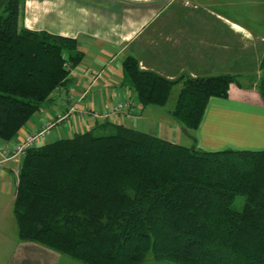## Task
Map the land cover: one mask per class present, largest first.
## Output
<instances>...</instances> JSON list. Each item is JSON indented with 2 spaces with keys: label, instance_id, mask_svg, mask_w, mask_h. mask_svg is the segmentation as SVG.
I'll list each match as a JSON object with an SVG mask.
<instances>
[{
  "label": "trees",
  "instance_id": "1",
  "mask_svg": "<svg viewBox=\"0 0 264 264\" xmlns=\"http://www.w3.org/2000/svg\"><path fill=\"white\" fill-rule=\"evenodd\" d=\"M20 18L18 0L0 12V142L56 105L85 60L77 40ZM122 66V86L143 109L166 108L180 87L170 115L193 145L105 123L28 150L14 205L19 242L80 264H264V151L209 152L196 139L209 101L244 89L240 77L170 80L135 56ZM257 90L264 102V80Z\"/></svg>",
  "mask_w": 264,
  "mask_h": 264
},
{
  "label": "crops",
  "instance_id": "2",
  "mask_svg": "<svg viewBox=\"0 0 264 264\" xmlns=\"http://www.w3.org/2000/svg\"><path fill=\"white\" fill-rule=\"evenodd\" d=\"M10 1L0 0V12ZM18 1L21 27L77 40L85 60L72 72V82L55 95L56 100L65 102L61 110L49 119L35 115L38 117L15 140L0 142L6 149L64 114L69 116L68 132H87L105 123L122 124L191 147L192 140L171 117L170 110L166 115L162 108L143 109L133 91L122 86L125 55L137 57L143 69L170 80L181 76L241 77L248 69L244 61L250 59L251 52L243 49V37L251 38L247 44H252L254 36L238 23L209 17L216 12L209 0H191L195 7L190 11L186 7L172 8L168 21L160 23L157 18L168 10L162 0ZM119 103L125 107L116 112ZM196 139L198 148L209 152H263L264 102L259 93L233 85L227 100L212 98ZM12 163L20 167L17 160L8 162ZM3 172L4 167L0 175ZM0 251L8 248L1 247ZM10 252L11 258L0 264H80L62 261L60 254L33 243L20 242Z\"/></svg>",
  "mask_w": 264,
  "mask_h": 264
},
{
  "label": "rangeland",
  "instance_id": "3",
  "mask_svg": "<svg viewBox=\"0 0 264 264\" xmlns=\"http://www.w3.org/2000/svg\"><path fill=\"white\" fill-rule=\"evenodd\" d=\"M171 1L173 2L171 3ZM203 1L207 3L208 0ZM195 2L200 3L198 1ZM208 4L210 8L216 10L214 14L210 13L209 17H212L214 19L218 16L220 17V19L238 23L252 36H254L252 44H247L250 43L248 41H250L251 38L243 37L247 41L244 42L245 46L243 45V49L245 51H250L251 53L248 54V58L250 59L244 61V64L246 63L248 65V69L243 71L244 76L240 77V83L244 86V89L254 90L258 92L257 89L262 85V81L264 80V69H262V62L264 59V0H209ZM162 5L164 7L168 6V10L162 12V16H159L157 18L159 19L158 23L169 18V15L171 14L170 10H172V8H174L175 10L178 8L186 7V10L190 11V9H193L195 7L191 0L189 2H187V0H162ZM199 14H202V12L199 11L197 15L200 16ZM205 19L207 20V16ZM172 21H174V18L172 19ZM251 55L253 58H251ZM127 56L129 55L126 54L125 57ZM245 58H247V56H245ZM249 85H252L253 88L248 89L247 87H249ZM179 89L180 87H176L174 89V98L169 102L166 108H162L161 112L163 114L167 115L169 110L175 107V101ZM56 101V105L49 109L43 110L41 113L36 115L41 114V116L45 119L51 118L53 116L52 114L59 112L65 103L64 101L62 102L58 100V98ZM35 117L38 116H34L32 119H34ZM57 118H53L52 120ZM68 119L65 120L66 122L64 121L62 122V124L56 126L51 131V133H49L44 142L45 144L53 143L62 138H71L76 134L74 131H67L68 124H70ZM43 126L41 125L40 127ZM27 128L29 127L27 126ZM80 131L81 133H85L83 132L84 130H79L78 133H80ZM3 167L4 172L2 175H0V249L1 247H5L8 248V251H0V261L8 260L9 258H11L12 252L10 251L12 250V247H15L16 244L20 243L18 238V225L16 222V217L14 215V205L17 189L16 187L20 167L16 163H12L11 165L7 163L4 164ZM243 205L244 199L238 198L236 200V203L234 204V209L237 211H241ZM61 259L62 261H66L69 263L75 262L64 256H62ZM146 264L172 263L149 260Z\"/></svg>",
  "mask_w": 264,
  "mask_h": 264
},
{
  "label": "built area",
  "instance_id": "4",
  "mask_svg": "<svg viewBox=\"0 0 264 264\" xmlns=\"http://www.w3.org/2000/svg\"><path fill=\"white\" fill-rule=\"evenodd\" d=\"M125 107L124 103H119L116 106L115 111H119ZM98 116V114H96ZM69 116L59 115L57 119L46 122V124L40 129L25 136L21 142L17 143L13 148L6 149L0 146V171L3 170L5 163L13 160H17L19 164L24 160L28 150L38 147L44 144L46 137L51 131L58 125L62 124Z\"/></svg>",
  "mask_w": 264,
  "mask_h": 264
}]
</instances>
